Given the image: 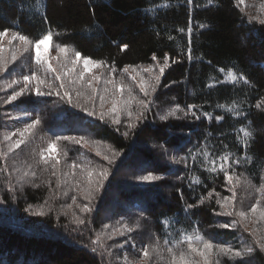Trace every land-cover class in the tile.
<instances>
[{
  "label": "trees",
  "instance_id": "trees-1",
  "mask_svg": "<svg viewBox=\"0 0 264 264\" xmlns=\"http://www.w3.org/2000/svg\"><path fill=\"white\" fill-rule=\"evenodd\" d=\"M163 2L164 0H44L45 13L43 9L37 10L35 0H0V31L5 28L10 29L9 32L18 31L33 41L51 31L54 56L61 57V60H71L75 51H80L82 56L103 60L107 66L114 65L116 71L112 74L113 79L127 81L128 77L136 75L133 68L147 77L148 73L143 69L157 64V61L152 60L153 54L163 63V57L167 53L170 61V67L165 69L160 85L154 92L155 96L151 97L153 104L147 113V119L143 122L133 119L132 122L136 123L133 129L127 127L129 118L124 113L120 114L121 123L113 124L111 118L100 120L98 115L90 117L82 111L83 106H74L77 102L82 104L84 100L83 97L78 100L77 90L86 95H90L91 91L80 85H69L67 78L65 86L77 100L73 99L72 104L67 103V97L61 99L55 94L36 96L34 91H29L12 104H7L4 110H0V139L10 133L4 123L15 114L22 115L20 123L24 127L37 116L41 120L34 134L28 136L26 142L11 153L8 152V146L13 140H0V168H7L8 173H11L10 176L8 173H0V255H7L8 264H112L113 256H110L109 261H102L92 251L91 240L103 225L115 227L118 226V221L131 224L138 220L140 228L130 234L133 240L149 243L150 237L155 240L159 236L162 242L164 230L161 221L165 216L178 219L179 222L168 230L169 234L176 233V238L181 229L191 233L193 228H198L206 238L212 237L213 243L229 245L239 240L241 243H252L254 238L248 234L242 235L241 228L238 232L241 238L237 239L235 228L218 227L219 224L231 221L225 215L215 214L221 211L220 207L215 199H207V193L215 188L223 196L231 195L227 191L223 174H209L205 171L201 166L202 156L196 164L189 161L188 168L183 163H173L172 158L185 156L189 149L196 151L207 144V150L214 157L225 151L241 157L248 156L250 159L243 165L235 166L236 175L243 173V177L251 179L257 187L262 183L264 106L257 108L256 104L264 97V24L257 19L250 20L246 9L242 8L243 3L240 4L237 0H212L211 3L208 0H193L192 6L187 4V0H167L168 7H158ZM243 2L258 4L264 0ZM190 15L194 57L191 61L187 58ZM200 24L207 27L201 28ZM169 36L173 39H169ZM123 44L128 47L121 51ZM65 45L67 53H59L58 47ZM172 60L177 63H171ZM25 62L30 70L42 78L53 80L59 87L60 81L54 80L55 73L47 72L45 67L36 64L32 55L16 70L25 66ZM125 66H131L128 73L121 72ZM220 67L225 70L234 68L238 74L243 72L254 87L241 82L235 85L216 84L209 88L208 85L214 83L212 78L224 79L223 74L217 71ZM100 68L106 77L108 68ZM60 70L61 67L58 68ZM15 73L10 72L6 79L13 80V76L17 75ZM85 76L86 79L90 77L87 74ZM22 77L18 75L16 79L21 83L9 88V91L23 87ZM138 78L136 82H139ZM149 83L155 82L150 79ZM34 88L35 82L29 84V89ZM42 90L48 91L46 87ZM0 96L3 97V94ZM109 101L111 93L106 94L104 104ZM233 101L240 104V111L244 116H235L216 107L217 104L230 105ZM88 102L83 103L88 108L91 102L94 103V110L97 112V105H101L99 95L94 101ZM177 104L185 109L188 104L200 105L196 110L197 114L210 112L212 118L201 116L200 120H195L191 116L185 117L183 112H177L175 117L166 121L158 118L159 114H165ZM218 115H223L225 119L218 123L215 120ZM241 126L254 130V138L247 149L236 139L235 129ZM125 132H128L127 136L124 135ZM209 132L212 136H207ZM57 136H83L89 141L91 148L99 145L106 147L111 152L109 157H113L114 152L120 153L119 157H115V163L109 165L108 162L93 160L94 154L89 151L90 147L64 140L59 142L55 151L61 161L57 166L60 180H67L63 173L71 175L74 172L72 180L84 184L88 171L110 169L104 188L96 194L97 211L87 216L88 223L78 230H73L75 226L69 225L72 211H67L64 206L72 203L71 196L75 193L81 203L83 199L79 190H72L75 185L71 181L57 189V177L51 175V163L47 166L38 163L39 157L36 155L41 148L47 147L48 139H55ZM160 145L164 147L161 148ZM61 148L67 152L66 157L61 154ZM73 162L80 167L72 169L70 165ZM29 165L32 166L31 169L28 168ZM45 167L48 171H44ZM133 167H140L141 170L132 174L120 172L121 169ZM189 169L200 178V184L189 181ZM30 170L36 171L37 177L32 178V182L39 187L17 182L18 175ZM150 170L163 179L149 183H140L136 179L140 175H147ZM9 183L12 185L11 189ZM65 190H68V196L63 195ZM236 193L237 204L241 200L246 203L241 206L244 210L261 198L254 190L249 192L242 187H238ZM201 196L205 197L204 204L185 213L186 204H196ZM45 200L48 201L47 204ZM105 204L110 205L111 216L106 221H101L99 214ZM29 205L33 206L32 209L26 210ZM35 211H44L45 215H35ZM73 211L79 213L75 206ZM260 228L264 229V223ZM111 230L110 227L106 233ZM182 247L186 249L187 245ZM248 258L252 264H264V252L259 249ZM115 262L113 258V264Z\"/></svg>",
  "mask_w": 264,
  "mask_h": 264
},
{
  "label": "snow or ice",
  "instance_id": "snow-or-ice-1",
  "mask_svg": "<svg viewBox=\"0 0 264 264\" xmlns=\"http://www.w3.org/2000/svg\"><path fill=\"white\" fill-rule=\"evenodd\" d=\"M212 0H208V3H211ZM238 3L242 4L243 0H237ZM187 4L189 6L193 5V0H187ZM35 5L37 10L43 9L46 13V4L44 0H35ZM167 0H164L158 7H168ZM198 6V5H197ZM260 8L264 10V4L260 5ZM46 18V15H45ZM250 20H255L257 17L251 16L249 17ZM18 23V22H17ZM259 23L264 24V19H260ZM201 28H206L207 25L200 24ZM10 29L5 28L3 31H0V37H3L8 34ZM179 31H184L183 29H179ZM187 33L189 36L188 41V49H187V58L191 61L194 57L192 54L191 48V33H192V17L189 16V23L187 28ZM52 38L51 31L47 32L46 34L42 35V38L35 39L34 41L30 39L27 35L21 34L18 31H13L11 35V41L18 40L21 42L22 48L21 54L23 52H28L29 48L26 47L27 45H31L34 49L35 55L34 60L36 64L42 65L45 67V71L55 73L54 80L60 81L59 87L55 85L53 80L47 78H41L35 71L31 73V75H23V87H20L19 90L13 89L12 93L7 96L4 100L5 104H12L14 101L21 96H24L29 91H34L36 96H47V95H57L60 96L61 99L67 97V103L72 104L73 99L70 95L68 89L65 86V80L67 78V83L69 85H80L81 88L86 87L87 89L91 90L90 95H86L84 92L79 90L76 91V96L79 100L80 97H83L85 101L92 100L94 101L96 96L99 95L101 108H103L104 102L106 100V94L111 93V108L108 112L101 111L99 113V119L104 120L106 116H111V122L113 124H120L121 121L119 119V115L124 113L129 118V123L127 127L129 129H133L136 127V123L132 122L133 119L136 121H141L147 119V113L151 109L153 104L152 99L144 100V99H137L136 97L132 96L131 89L125 84L122 80H116L112 78V74L116 71L114 65L107 66L105 61L103 60H93L87 56H82L80 51H75L74 58L69 61L65 60L64 64H61V70L57 71L56 68L52 66L49 62V58L45 53L41 51V45L45 44V42L50 41ZM169 39H173V37L169 36ZM128 45L123 44L120 47L121 51L127 49ZM58 52L61 54H65L68 51L67 46H59ZM4 49L0 47V54H2ZM18 59L16 52L14 51L11 56V61H16ZM59 60V57L57 58ZM196 59H200L196 57ZM153 61H157L155 66L149 65L143 69L144 72L149 73L151 79L155 83H149L140 72H137L135 68H133V72H136V75L131 76L132 80H136L137 76L140 77L138 86L140 91L144 94L145 97H150L152 93L157 91L158 86L160 85L161 77L165 73V69L170 67L169 56L165 53L163 57V63L158 61V58L155 54L152 56ZM82 61L83 68L78 69V63ZM8 61L3 59V56L0 55V73H4L8 70ZM70 63V66H66ZM171 63H177L176 60H172ZM211 63V62H209ZM89 65L94 67H107L108 72L106 74V78L103 79V83L106 87L103 90V93H100L99 89L94 87V84L99 83L102 79L99 75H91L90 79H86L85 73L89 71ZM129 67L125 66L121 69L122 73H128ZM158 67L159 73L154 74L153 68ZM221 74H223L224 79H214V83H210L208 85L209 88L214 87L216 84L224 85V84H239L243 82L244 85L249 87H254L252 82L248 79L247 75L243 72L237 73L234 68H225L220 67L217 69ZM35 82V88L29 89V84ZM21 83L18 79L11 80L10 83H7L4 87H0V91H6L9 88H13L14 85H19ZM107 85H111V87H107ZM43 87H46L48 91L42 90ZM61 92L63 95L61 96ZM128 93V97H124V93ZM135 101L137 110L134 113L132 110V103ZM74 106L81 107V105L77 102ZM264 106V97H262L256 104L257 108H261ZM201 106L196 104H188L186 109L181 108L178 104L174 107L170 108L165 114H159L158 118L161 121H166L170 117H175L177 112H183L185 117L191 116L195 120H200L201 116L212 118V113L210 112H202L199 115L197 114V109ZM217 108L226 111L229 114H233L235 116H244V113L240 111V104L238 102L233 101L230 105L224 104H217ZM82 111H85L88 116H96L97 113L94 110H90L88 107L83 106ZM28 115V113H25ZM225 117L223 115H218L215 117V120L219 123L223 121ZM41 124L40 118L37 116L36 119L32 120L31 123L26 124V126L22 130H17L19 133L20 139L17 140L15 143H9L8 152L11 153L13 149L19 148L21 144H24L28 138L34 134V130ZM237 136V142L242 144L245 149H247L250 145L251 140L254 138V130L250 129L248 126H241L235 129ZM17 133H8L3 136L4 141L11 142L12 137L15 136ZM125 136L128 135V132L124 133ZM207 136H212V133H208ZM61 140L69 141L74 144H82L83 146H87L89 141H86L83 136L81 137H68V136H57L55 139H48L46 141L47 147L41 148L36 155L39 157L38 163H42L45 166L51 163L52 176L57 177V189L61 187L62 184L71 181L74 183L75 187L72 189L73 191L79 190L84 201L87 203H80L77 200V196H71L72 203L66 204L64 207L71 210L73 205L76 209L79 210V213L76 211H72L71 219L69 220V225H74L75 228L73 230H78L81 226L86 225L88 223L87 216H89L93 212V204L92 201L95 198V195L100 191V189L104 188V182L108 180L110 169L109 168H101L98 171H88L87 172V181L86 185L84 186L81 184L80 181L72 180V177L75 175L73 172L71 175L68 172L63 173V176L67 178V180L62 181L59 178L58 168L57 166L61 163L60 159L56 156V148L59 146V142ZM94 143V142H93ZM163 148V145H160ZM227 147V145H225ZM208 145L204 144L202 147L196 149V151H192L189 149L188 153L185 156H180L179 158L173 157L172 162L176 164L183 163L186 168L189 167V161L192 164H196L198 159L202 156L203 160L201 161V166L207 171L209 174H219L222 173L224 176V180L226 183L227 191L231 193V195L223 196L219 192L215 190V188L211 189L207 193V199L211 201L215 199L216 204L219 205L222 211L216 212V215H225L229 217H236L231 223H223L219 224V228L223 229H233L236 228L238 225H244L245 221L252 220L253 223H264V177H262V183L257 187L251 181V179L247 177H243V173L240 175H236L235 166H241L250 158L248 156L241 157L236 153L225 151L219 156H213L208 150ZM47 152V156L45 153ZM60 152L63 156H67V152L64 151L63 148L60 149ZM167 154V150H165ZM6 156V154H3ZM97 156H100L101 153L99 151L96 152ZM119 152H114L113 157H109L107 155L103 156V159L108 162L109 165H113L115 163V157H119ZM54 161V162H53ZM72 169L79 168L80 165L73 162L70 165ZM29 169L32 168L31 165L28 166ZM13 171H19L17 169H13ZM44 171H48L47 167L44 168ZM83 171V169H82ZM0 173H8L7 168H0ZM9 176L11 173H8ZM37 177V173L34 170L24 171L21 175L17 176L18 183H31L32 187H39V185L32 182V178ZM95 177V179H93ZM243 177V179H242ZM139 181L144 182H155L160 181L163 179L160 175H155L152 171H148L147 175H140L136 177ZM189 181L192 184H200L202 181L196 174L189 169L188 174ZM48 183V181H45ZM12 185L9 183V188L11 189ZM238 187H242L245 191H252L260 194L261 198L256 199V202L251 204V206L244 210L242 207H237V193L236 189ZM64 196H68V190L63 192ZM205 202V197L201 196L200 199L197 201L196 204L187 203L184 212L188 213L191 209H194ZM48 201L45 200V204ZM32 205L28 206V209H32ZM35 215L43 216L45 215L44 211H35ZM67 215V213H64ZM178 219L176 217H168L165 216L161 221L164 230V238L161 242V238L157 236L155 240H151L150 243L147 245H143L139 250V258L137 259H129L127 255L122 258V264H152L153 257L158 259H164L163 253H167L168 257V264H222L221 257L227 256L231 260H235L239 258L244 264H247V261L244 260L246 256H250L256 249H259L261 252H264V235L257 236L256 230L249 232L250 236H253V241L251 244L245 242V245L240 248H234L231 245H224V244H217L213 243L212 237L206 238L202 235L198 228H193L192 232L189 233L187 230H179L178 238L176 233L169 234L168 230L172 228L173 225L178 223ZM118 226L112 227L110 225H103L104 230H108L110 227L112 228L111 232L107 235L108 240L114 239L116 235L122 237H128L124 241L123 244H113L111 247L106 246L102 242V237L104 236V232H99L95 235V238L91 240L93 245L92 251L97 252L102 257V261L106 256L112 255V248L123 249L125 244L131 243L133 249L136 248V244L132 241L131 235L133 232L137 231L140 228V222L137 220L134 223H127L124 221H118ZM68 227V225H65ZM245 231H247V227L245 225ZM186 244L187 248L184 249L182 245ZM197 257L199 259H197ZM0 264H8L7 255L3 254L0 255Z\"/></svg>",
  "mask_w": 264,
  "mask_h": 264
},
{
  "label": "rangeland",
  "instance_id": "rangeland-1",
  "mask_svg": "<svg viewBox=\"0 0 264 264\" xmlns=\"http://www.w3.org/2000/svg\"><path fill=\"white\" fill-rule=\"evenodd\" d=\"M261 4H264V2L258 3V4H254V3L245 4V2H243L244 6L242 8L246 9V10L245 9L244 10L249 15V17L254 16V17H257V20H260L261 18L264 17V10H262L260 8ZM11 35H12V32H9L7 35H5L3 37H0V47H2L4 49L3 53L0 54V55L3 56V59L5 61L9 62L8 63V70L6 72H4V73H0V87H4L7 83L11 82V78L10 79L8 78V80L6 78H7V76L8 77L10 76V72H12V71L16 72L15 74H17L16 76L12 75L14 79H16L18 77V75H21V76H23V75H31V73L33 72L32 70H30L29 67H27V62H25V66H23L20 70H16V69L20 68V64H22L24 61H26L27 58L29 59L30 55H32L33 58H34L35 52H34V49L32 48L31 45H27L26 47L29 48V51L28 52H23V54H21L22 48L25 47V46H22L21 42L18 41V40L11 41V43H9V41L11 40ZM52 50H53V47L51 46V41L45 42V44L41 45L42 53H45L48 56L50 62L52 63L54 68H56L57 71H58V68L61 67V64H64L65 60L70 62V59L65 58V60H61V57H59V60H58L57 59L58 57L54 56L52 54ZM14 51L16 52V55H17L18 59L13 62V61H11V56H12ZM66 66H70V63L68 65H66ZM82 68H83V64H82V61H81V62L78 63V69H82ZM158 71H159L158 67L153 68V73L154 74H158ZM85 74L90 76L88 79L91 78V75H99L100 74L102 79H101V81L99 83L94 84V87L98 88L100 93H103V90L106 87V85L103 83L104 72L101 70V68L89 65V71L87 73H85ZM137 78H138V76H137ZM144 78L146 80L150 81L151 76L148 73V76L147 77L145 76ZM139 79L140 78H138V80ZM136 80L134 81V80H132L131 78L128 77L127 81L124 82L131 89L132 96L136 97L137 99H144V100L151 99V97L155 96V94L152 93L150 97H145L144 94L140 91L139 86H138V82H136ZM107 87L110 88L111 85H107ZM7 91H9V89H7L6 91H0V95L3 94V97L0 96V101H1L0 110L1 109L4 110L6 108L7 104L4 103V100L7 98L8 95H10L12 93L13 90H10L9 92H7ZM124 96H126L125 98H127L128 97V93L125 92ZM72 99H75V98L72 97ZM84 100L82 101V104H80L81 106H86L85 103H83V102H85ZM79 103H81V102H79ZM93 107H95L94 103L91 102V105H89V109L91 110V109H93ZM132 107H133L132 110L135 113L136 110H137V106H136L135 101H133ZM110 108H111V101H109L106 104H104L103 108H101V105H97V109H96L97 112L96 113L99 116V113L101 111H104V112L107 113ZM21 116H22L21 114H15V115L12 116L11 120H9V121L4 123L5 127L8 130H10V133H17L15 136L12 137V140H13L12 143H15L17 140L20 139V136H19V133L17 132V130L18 129L22 130L24 128V126H22L21 123H20V117ZM120 117L121 116L119 115V119H120ZM106 118H111V116H106ZM1 121H4V120L2 119ZM0 140H1V142H6V141L3 140V136L1 137ZM87 147H90L89 151L92 154H94V159L93 160L98 159V160L101 161V163H105V162L107 163V161L103 159V156L111 155V152H109L108 149H106V147H104L103 145H99V147H95V148L92 147L91 148V146H89V144L87 145ZM97 151H99L101 153L100 156L96 155ZM45 155L46 156L48 155L47 152L45 153ZM140 170H141L140 167H133L132 169L131 168H129V169H126V168L121 169L120 172L122 171V172H126V173L128 172V173L132 174V172H139ZM93 179H95V178H93ZM86 181H87V179L84 181V184H83L84 186H87L86 185ZM140 183H145V182L144 181H140ZM146 183H149V182H146ZM161 192H163L162 189H161ZM79 194L81 195L80 191H79ZM74 195H76V193ZM96 197L97 196L95 195V198L92 201L93 212L97 211V208L95 209ZM166 199H167V197H166ZM118 200L119 199H117L116 201H118ZM81 203H87V201L82 200ZM245 204L246 203L243 202V200H241L240 204L239 203L237 204V207L244 206ZM73 210H74V206H73V208L71 210L67 209V211H73ZM111 211H112V209H111L110 205H108V204L103 205L102 208H101V214H99L100 215V220L101 221H106L107 217L109 218L111 216V214H110ZM123 212H126V210H123ZM117 213H121V212H117ZM227 219H229L232 222L234 219H237V218L236 217L227 216ZM93 220L94 219L91 220L92 223H93ZM231 222H229V223H231ZM245 225L247 227V231H245ZM262 226H263V223H253L252 220H248V221L244 222V225H238L234 229V231L236 232L237 239L241 238V236H238V232L240 231V228L243 230L242 235H246V234L249 235V232L256 230L257 236H260V235H264V229L260 228ZM99 232H104L105 233L104 236L102 237V242L108 247H111L113 244H117V243L123 244L124 241L126 239H128V237H122V236L116 235L114 237V239L108 240L107 239V235L111 231H108V233H106V230H104L103 227L100 229V231L99 230L97 231V233H99ZM251 237L253 238V236H251ZM132 241H134L135 244H136V248L135 249L132 248L131 243L125 244L123 249L112 248V255L111 256H113L114 260H116L115 264H122V258L125 255H127L129 257V259H137V258H139V250H140V248L143 245H147V244L150 243V241H149V243L148 242L141 243L138 240H133V238H132ZM229 245L233 246L234 248L240 249V248H242L245 245V242L241 243V240H239L238 242H233L232 244H229ZM92 247H93V245H92ZM95 253L98 254L100 256V258L102 259L101 255L99 254V251H97ZM163 256H164V259H162V260L158 259L156 257H153L152 264H168L167 253L164 252ZM248 257L249 256H246L244 258V260L247 261V264H252L249 261ZM113 258H112V264H113ZM197 259H199V258L197 257ZM103 260L104 261H109L110 260V256H106ZM221 260H222V264H244V262L241 261L239 258H236L235 260H231L227 256H224V257H221Z\"/></svg>",
  "mask_w": 264,
  "mask_h": 264
}]
</instances>
